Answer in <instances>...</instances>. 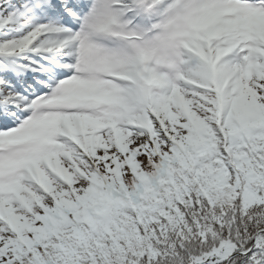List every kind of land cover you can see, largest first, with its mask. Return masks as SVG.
I'll return each instance as SVG.
<instances>
[{"label": "snow or ice", "instance_id": "obj_1", "mask_svg": "<svg viewBox=\"0 0 264 264\" xmlns=\"http://www.w3.org/2000/svg\"><path fill=\"white\" fill-rule=\"evenodd\" d=\"M0 264H264V0H0Z\"/></svg>", "mask_w": 264, "mask_h": 264}]
</instances>
